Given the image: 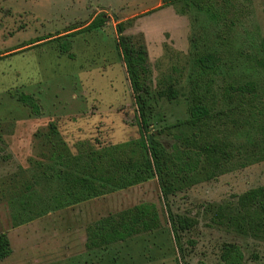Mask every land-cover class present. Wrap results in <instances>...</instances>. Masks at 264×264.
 <instances>
[{"label":"rangeland","instance_id":"obj_1","mask_svg":"<svg viewBox=\"0 0 264 264\" xmlns=\"http://www.w3.org/2000/svg\"><path fill=\"white\" fill-rule=\"evenodd\" d=\"M161 5L162 0H0V232L11 246L0 264H183L156 177L82 201L61 198L59 166L49 158L45 136L53 122L73 153L77 141L98 148L138 136L132 89L115 45L120 21H130L124 34H143L152 69L149 129L167 149L175 136L191 132L172 125L187 116L195 51L222 59L205 91L214 111L234 104L223 93L226 87L247 82L264 106V0H211V12L184 6L183 0ZM97 15L104 17L103 26L70 34ZM60 42L70 45L73 58ZM170 83L178 96H159ZM19 92L36 98L40 115L17 100ZM262 153H237L216 178L201 173L168 196L173 213L197 220L179 232L185 264H216L224 242L241 247L243 264H264V238L214 224L204 210L208 203L236 210L239 194L263 185ZM142 201L156 204L160 228L104 250L85 247L89 223Z\"/></svg>","mask_w":264,"mask_h":264},{"label":"trees","instance_id":"obj_2","mask_svg":"<svg viewBox=\"0 0 264 264\" xmlns=\"http://www.w3.org/2000/svg\"><path fill=\"white\" fill-rule=\"evenodd\" d=\"M175 1L162 0L161 6ZM210 1L183 0L184 6L193 5L198 10L211 12ZM104 22V17L97 15L85 26L73 29L70 34L90 32L103 26ZM129 22L120 21L116 24L115 45L132 89L138 118V136L98 148L89 141H77L76 152L73 153L56 125L50 122L45 134L50 142L49 158L59 166L55 176L61 183V198L72 197L74 201L156 177L170 229L185 264L179 232L191 228L197 220L173 213L169 208L168 196L196 182V176L201 173H205L208 178H216L229 169L237 153L249 155L260 148L263 153L258 159L263 160L264 106L256 103L254 86L247 82L226 87L223 93L234 104L214 111L206 102L205 91L213 83L222 59L213 52L195 51L192 68L194 76L188 80L187 116L172 125H184L191 132L175 136V142L167 149L149 129L148 115L151 107L148 98L151 94L152 69L143 34L123 33ZM59 46L73 58L69 44L60 42ZM262 52L264 54V38ZM158 94L167 99L178 96L172 83L160 89ZM15 96L33 115H40L39 104L33 95L19 92ZM236 206L238 209L232 210L221 204L208 203L204 210L210 214L214 224L228 226L241 234L264 238V184L239 194ZM160 226L156 204L142 201L89 223L86 226L84 245L88 250H104L141 233L152 232ZM10 253L9 238L5 232H0V261ZM243 261L244 254L237 243H222L216 264H243ZM197 264L207 263L198 260Z\"/></svg>","mask_w":264,"mask_h":264}]
</instances>
